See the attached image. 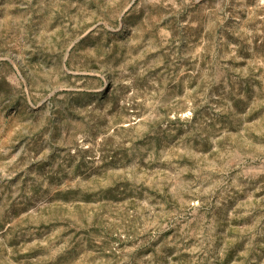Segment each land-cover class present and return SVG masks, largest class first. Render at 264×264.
<instances>
[{
	"label": "rangeland",
	"instance_id": "rangeland-1",
	"mask_svg": "<svg viewBox=\"0 0 264 264\" xmlns=\"http://www.w3.org/2000/svg\"><path fill=\"white\" fill-rule=\"evenodd\" d=\"M0 264H264V0H0Z\"/></svg>",
	"mask_w": 264,
	"mask_h": 264
}]
</instances>
